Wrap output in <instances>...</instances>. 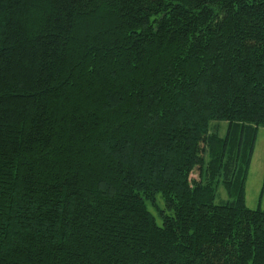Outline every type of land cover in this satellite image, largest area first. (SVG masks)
<instances>
[{
    "label": "trees",
    "instance_id": "obj_1",
    "mask_svg": "<svg viewBox=\"0 0 264 264\" xmlns=\"http://www.w3.org/2000/svg\"><path fill=\"white\" fill-rule=\"evenodd\" d=\"M262 126L264 0H0V264H264Z\"/></svg>",
    "mask_w": 264,
    "mask_h": 264
},
{
    "label": "rangeland",
    "instance_id": "obj_2",
    "mask_svg": "<svg viewBox=\"0 0 264 264\" xmlns=\"http://www.w3.org/2000/svg\"><path fill=\"white\" fill-rule=\"evenodd\" d=\"M257 140L254 147V152L251 157V164L246 180V205L250 209H264V126L260 127L257 133ZM197 176L196 174H194ZM221 197H217L216 201L227 199L228 196L222 187L220 189ZM160 207H164V199L158 195ZM153 212L156 222L159 225L163 224L162 216L154 207H149Z\"/></svg>",
    "mask_w": 264,
    "mask_h": 264
}]
</instances>
